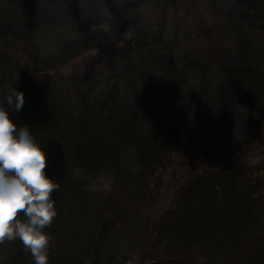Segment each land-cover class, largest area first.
Masks as SVG:
<instances>
[{"label":"trees","instance_id":"1","mask_svg":"<svg viewBox=\"0 0 264 264\" xmlns=\"http://www.w3.org/2000/svg\"><path fill=\"white\" fill-rule=\"evenodd\" d=\"M103 2L110 21L120 23L129 8L142 5ZM237 7L244 12L240 18L250 22L246 24L264 30V0H237ZM100 10L98 19L89 23L102 22L103 7ZM242 25H233L238 48L237 31L247 33ZM24 27L33 25L20 28L0 20V99L12 87L25 92L17 122L28 124L48 149L47 171L60 183L53 194L58 215L46 229L51 234L49 264H264V171L237 161L235 154L194 157L203 167L188 171L185 180L179 178L167 208H151L163 187L158 181L162 171L178 154L187 164L181 119L168 110L170 98L180 95V84H188L175 57L128 44L118 54L113 51L120 66L109 77L108 88L99 93L98 83L86 87L89 80L76 84L77 76H70L72 96L59 76L70 54L67 48L79 44L72 48L74 57L104 49L106 35L99 26H92V34L81 28L75 44L66 43L55 56H40L31 51L33 38L23 35ZM212 33H206L211 41ZM225 34L231 35L224 30L222 37ZM243 43L247 52L252 50L250 40ZM231 51L226 57L232 67L219 84L226 80L232 88L227 87L230 91L223 97L217 89V98H212L237 115L238 123L227 120L226 114L219 117L223 128L217 137L225 146L241 138L237 132L253 139L264 130V69L236 65ZM25 56L31 61L25 63ZM194 67L203 76L202 86L207 84L204 66ZM122 86L131 94L127 99L122 98ZM229 125L232 132L225 129ZM0 264L36 262L16 239L0 244Z\"/></svg>","mask_w":264,"mask_h":264},{"label":"rangeland","instance_id":"2","mask_svg":"<svg viewBox=\"0 0 264 264\" xmlns=\"http://www.w3.org/2000/svg\"><path fill=\"white\" fill-rule=\"evenodd\" d=\"M135 1H142L141 8H129L123 23L110 21L103 0H0V20L4 24L11 23L20 28L28 24L33 25L32 29L24 27L25 31H21L29 37L28 39L33 38L31 40L35 48H31V51H39L40 56L57 54L66 43L75 44L74 40L80 35L79 30L83 29L85 33L90 32L92 26H99L106 35V48L87 50L77 57L72 55V48L76 49L79 44L67 48L70 54L66 56L67 62L59 76L63 77L61 84L67 88L64 91L72 93V96L74 90L70 76H77L76 84L84 82L85 78L89 80L86 87L94 82L98 83L99 93L108 88L109 77L120 66V61L112 57L113 51L118 54L128 44L133 47L137 45L135 49L144 51L155 49L161 57H175L176 66L181 69L180 74L185 75L188 84L182 87L180 84V95L170 98L168 110L181 119L183 152L188 153L185 156L187 164L179 159L182 155L178 154L174 162L169 163L171 166L168 165L162 171L158 181L163 183V187H160L154 197L151 207L154 212L160 206L167 208L171 204L169 192L173 190L175 183L180 182L179 178L185 180L186 176L189 177L188 171L194 172L195 169L203 167L199 160L193 159L199 155L215 154L219 151L226 157L235 154L237 161H246L248 165L259 166L264 171V130L253 139H249L251 135L245 137L241 132H237L241 138L236 142L231 140L230 144L225 146L218 139L223 128L218 123L219 117L226 114L230 116L227 120L238 123L235 118L237 115L226 111L228 105H222L212 99L217 98V89L223 97L232 88L226 80L219 84L224 71L232 67L226 57L227 50H232L231 53L238 59L236 65L248 63L261 65L264 69V30H259L255 23L248 25L250 22L240 18L244 12L237 7V0H116L119 5ZM101 7L102 22L89 23L98 19ZM8 11L12 13L11 21ZM28 14L31 16H27ZM5 16H8V20ZM54 19L58 20L57 23ZM238 23H242L247 31L246 33L240 28L236 33L240 48L232 35L233 25ZM124 24L127 29H123ZM208 30L213 32L212 41L206 34ZM224 30L231 35L225 34L222 37ZM245 39L250 40L252 44V50L249 52L243 47ZM13 42L23 45L16 40ZM254 50L255 52H252ZM135 56L136 54L133 55ZM240 59L242 61H239ZM28 61L31 59L25 56L24 62ZM193 63H200L207 70V84L202 86L203 76L193 70L196 69ZM159 77L158 74L157 79ZM216 85H219V88ZM183 87L187 88L182 89ZM204 91L207 93L205 96L202 95ZM121 92L123 99L131 96L127 95L124 86L121 87ZM225 129L232 132L233 126H225Z\"/></svg>","mask_w":264,"mask_h":264},{"label":"clouds","instance_id":"3","mask_svg":"<svg viewBox=\"0 0 264 264\" xmlns=\"http://www.w3.org/2000/svg\"><path fill=\"white\" fill-rule=\"evenodd\" d=\"M25 92L9 89L0 99V244L19 239L36 264H49L51 234L58 215L54 191L59 181L49 175L48 149L28 124H18Z\"/></svg>","mask_w":264,"mask_h":264}]
</instances>
